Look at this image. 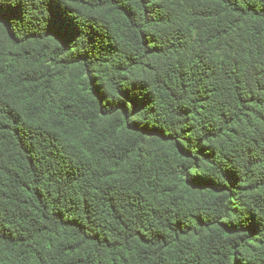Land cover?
Instances as JSON below:
<instances>
[{"label":"trees","instance_id":"1","mask_svg":"<svg viewBox=\"0 0 264 264\" xmlns=\"http://www.w3.org/2000/svg\"><path fill=\"white\" fill-rule=\"evenodd\" d=\"M0 35V264H264V0H0Z\"/></svg>","mask_w":264,"mask_h":264},{"label":"rangeland","instance_id":"2","mask_svg":"<svg viewBox=\"0 0 264 264\" xmlns=\"http://www.w3.org/2000/svg\"><path fill=\"white\" fill-rule=\"evenodd\" d=\"M237 36V35H236ZM235 36V39H236ZM240 42V41H239ZM0 43L3 44L4 48L8 49L9 51H13L15 50V46H12V44H10L7 40H5L1 35H0ZM73 74V71L70 72H66L64 76L61 77V81H62V85L63 84H69L70 82V76Z\"/></svg>","mask_w":264,"mask_h":264}]
</instances>
